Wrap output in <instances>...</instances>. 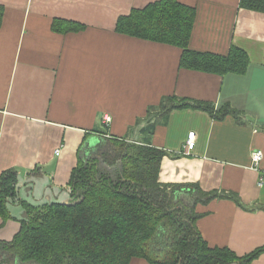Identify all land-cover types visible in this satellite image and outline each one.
Returning a JSON list of instances; mask_svg holds the SVG:
<instances>
[{"label": "crops", "instance_id": "crops-1", "mask_svg": "<svg viewBox=\"0 0 264 264\" xmlns=\"http://www.w3.org/2000/svg\"><path fill=\"white\" fill-rule=\"evenodd\" d=\"M156 1L0 0V178L17 174L0 242L19 232L26 205L69 200L78 149L86 137L90 146L102 137L147 140L170 155L158 181L181 187L179 196L191 199L186 187L218 195L195 206L208 246L238 257L264 247V159L251 162L253 152L264 155V13L241 9L240 0H178L195 11L191 50L246 53V73L220 77L180 69L177 47L116 32L120 17ZM66 24L82 28L62 30ZM171 96L214 111L173 110L152 134L141 133L148 108ZM225 106L235 114L221 116ZM252 264H264V253Z\"/></svg>", "mask_w": 264, "mask_h": 264}, {"label": "trees", "instance_id": "trees-1", "mask_svg": "<svg viewBox=\"0 0 264 264\" xmlns=\"http://www.w3.org/2000/svg\"><path fill=\"white\" fill-rule=\"evenodd\" d=\"M240 8L264 13V0H240ZM2 13L0 7V19ZM194 19L193 8L178 0H159L120 17L116 32L179 48L180 69L220 77L246 73L249 60L239 49L222 56L189 48ZM66 26L65 31L82 28ZM186 108L214 111L209 103L166 97L158 109L148 108L146 125L139 130L152 134L159 116ZM231 114L235 112L227 106L222 109L221 116ZM145 141L100 137L90 146L86 137L70 174L69 200L26 205L27 219L19 232L10 242H0V264H130L134 258L148 264H252L264 253L263 247L238 257L227 248L208 246L196 228L200 214L195 206L218 195L186 187L191 198L187 200L179 196L184 193L178 191L181 187L159 183L161 162L170 155ZM16 194L17 174L6 171L0 178L3 221Z\"/></svg>", "mask_w": 264, "mask_h": 264}, {"label": "built area", "instance_id": "built-area-1", "mask_svg": "<svg viewBox=\"0 0 264 264\" xmlns=\"http://www.w3.org/2000/svg\"><path fill=\"white\" fill-rule=\"evenodd\" d=\"M110 122V119L109 118H105L104 119V123L105 124H108ZM193 145H194V141H193V134H191L189 136V139L186 143V147L185 149L186 150H191L193 148ZM59 151H56V155L59 156ZM186 153V152H185ZM264 159V155L261 151H256V152H253L252 155H251V162L254 166H259V164L261 163V161Z\"/></svg>", "mask_w": 264, "mask_h": 264}, {"label": "rangeland", "instance_id": "rangeland-1", "mask_svg": "<svg viewBox=\"0 0 264 264\" xmlns=\"http://www.w3.org/2000/svg\"><path fill=\"white\" fill-rule=\"evenodd\" d=\"M66 28H67V26H65V28H63L62 30L66 29ZM140 122H141V121H140ZM140 122H138V126H139V125H144V126H145V121H144V122H141V123H140ZM139 123H140V124H139ZM131 131H132V130H131ZM131 135H132V134H131Z\"/></svg>", "mask_w": 264, "mask_h": 264}]
</instances>
